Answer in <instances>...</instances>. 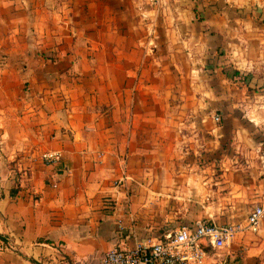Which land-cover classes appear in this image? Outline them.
Instances as JSON below:
<instances>
[{"label": "crops", "instance_id": "obj_1", "mask_svg": "<svg viewBox=\"0 0 264 264\" xmlns=\"http://www.w3.org/2000/svg\"><path fill=\"white\" fill-rule=\"evenodd\" d=\"M255 5L0 0V264H99L264 200V28L237 13ZM207 251L264 264V224Z\"/></svg>", "mask_w": 264, "mask_h": 264}, {"label": "built area", "instance_id": "obj_2", "mask_svg": "<svg viewBox=\"0 0 264 264\" xmlns=\"http://www.w3.org/2000/svg\"><path fill=\"white\" fill-rule=\"evenodd\" d=\"M149 1L159 9L174 0ZM214 119L219 121L217 116ZM41 159L51 163L59 159V154L43 152ZM263 224L264 200L249 210L243 225L198 220L192 226H179L159 237L138 241L132 247L111 248L100 258L99 264H207V249L223 250L238 233H258Z\"/></svg>", "mask_w": 264, "mask_h": 264}, {"label": "rangeland", "instance_id": "obj_3", "mask_svg": "<svg viewBox=\"0 0 264 264\" xmlns=\"http://www.w3.org/2000/svg\"><path fill=\"white\" fill-rule=\"evenodd\" d=\"M158 9V8H157ZM160 9V8H159ZM161 10L162 9H160L156 14H157V17H160V14H161ZM238 11L239 12H237L238 13V15H247V14H249V15H255L256 17L258 16L259 17V19H260V22L259 23H257L258 25H260L261 27H263L264 28V0H263V5L262 6H260V7H258V6H250V7H246V8H244V7H239L238 8ZM238 42H240L239 40H238ZM235 43V42H234ZM243 45H245V46H247L249 43L248 42H243L242 43ZM262 45H264V43L262 44ZM215 55H217L218 57L219 56H223V53L222 52H220L219 50L218 51H216L215 52ZM245 79H246V76H243ZM234 220H235V222H229L230 224H241V225H243L244 224V222H245V219H246V217H244L243 218V216H234V218H233ZM226 222V221H225ZM224 222V223H225ZM223 224V223H222ZM224 252L225 251V249H223V250H220V252Z\"/></svg>", "mask_w": 264, "mask_h": 264}, {"label": "trees", "instance_id": "obj_4", "mask_svg": "<svg viewBox=\"0 0 264 264\" xmlns=\"http://www.w3.org/2000/svg\"><path fill=\"white\" fill-rule=\"evenodd\" d=\"M233 75H238V72L237 71H234L233 72ZM15 192H16L15 189L11 190V195L15 194Z\"/></svg>", "mask_w": 264, "mask_h": 264}]
</instances>
